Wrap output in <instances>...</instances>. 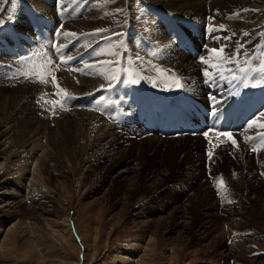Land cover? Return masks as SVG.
Instances as JSON below:
<instances>
[{
  "label": "rangeland",
  "instance_id": "obj_1",
  "mask_svg": "<svg viewBox=\"0 0 264 264\" xmlns=\"http://www.w3.org/2000/svg\"><path fill=\"white\" fill-rule=\"evenodd\" d=\"M27 1L35 4L37 10H41L45 15L47 14L50 19H54L55 12L58 16L61 15L62 18V11H66V20L63 23L64 25L66 23V26L71 24V29H67L64 26L63 30V23L60 24L61 27L57 25L60 27L59 31L62 29V33L58 32L60 33V37L65 36V32L79 35L76 33L77 31H85L84 28L76 26L84 21L83 18L87 16V10L90 9L92 0H72L73 3H70L69 0H55L54 7L49 4L47 5V3L43 5L37 0ZM102 1L108 3L109 0ZM192 1L195 4L204 3L201 4V7H203V5L205 6V4L213 0ZM226 1L229 4V7H226L232 8V11L234 10L235 12L230 13L227 8H222L221 5L224 3V0H218L215 4L216 9L214 8L215 5L211 6V8L218 11V15L221 13L220 18H216L212 15H191L192 12H197L199 8L193 9V11H182L181 13V11L176 10L174 7V9L168 10V8L162 9L158 6H151L149 0H132V4L135 3L134 6L132 5V8L136 10L134 17L136 23L132 34L133 40L128 45L121 42L114 49L112 48L109 51L111 63L105 67L106 74L110 75L107 83H110L117 76H120L121 78L118 84L121 87L124 84L123 82L121 83L124 75L126 77H132L134 73L132 67L127 68L119 64V62L125 61L127 58L125 51L129 50L133 57L141 54L150 63L151 67L144 63L140 66L144 70L151 71L152 79L148 81L149 84L146 87L148 90L147 95L150 99L145 101L143 114L134 118L140 121L139 126L143 127L141 130L144 132L154 127L152 122L159 124L161 122V116L179 115L180 110L189 108H194L197 117L200 116V121L208 125L212 122V116L210 114L220 108L221 116L219 119L222 117L227 118L228 127L231 129L228 132H230L232 138L236 139L234 140L235 144L233 142L231 143L233 151L229 149L220 151V153L215 155L216 161H214L213 167H210L207 163L205 164L204 159V164L199 161L201 158L200 156L197 157V152L200 151L203 154L204 145L202 144V148L199 147L196 138L187 137L179 141V143L177 140H165V138L157 134V131H152V135H149V137H131V135H124L122 133L123 130L128 134H130V129L135 131V134L138 133V130L133 125L130 128V120L127 126L118 127V122L125 123L128 121L122 114V110L125 109L120 110V117L118 115L117 118L115 108L113 110H111L112 108H102L104 106L102 103L107 97L104 96L106 94H101L94 98L95 96L93 94H87L86 92L87 95L84 93L85 97H83V94H75L76 92L73 93V91L65 88L71 87L76 81H84L85 76L81 78V73V77L74 79L66 71L56 69L53 70V75L55 74L59 78H56V81H52L49 78L46 82L57 86L56 84L60 81L62 90L60 89L61 87H58L57 89L59 90L56 89L54 95L59 91L63 92L65 90L64 93L67 91L66 93L69 97L73 96L72 103H69L70 99L65 101L67 106L68 103H77L76 100H78V103L81 101L79 103L80 108L75 110L77 116L73 114L74 111L71 109L68 112V108H66L67 111L65 113H59L56 108L65 109L66 105L62 104L63 107H61L62 105H59L62 102L60 103L58 101L56 104L52 101V99L60 100L58 99L59 96L54 95L52 98L48 96L47 98L44 97L45 100H42V98L38 100L39 105L41 104V100L46 103L45 107L48 108V111L45 114L33 104V106L30 105L27 109H21L19 105L21 101H24L25 98L33 99V97L39 96L40 93L41 97H43L42 92L45 90L40 89V87L42 88L40 85L23 88L26 85H22L21 79H19L21 77L20 75L16 76L11 74L7 81L0 80V122L2 120L4 122L10 120L8 122H10L12 132L16 131L9 141H7L12 144L11 149H15L14 155H18L16 160H27V158L35 156L37 158L39 157L44 169L42 180L39 183L42 193L40 194L41 198H54V202L58 206L60 213L67 214L77 222L79 234L84 241H87V238L89 239L92 236L90 230H96L98 232V239L96 241L98 254L96 259L90 264H115L116 260L113 259L116 251L133 250L132 243L141 235L139 230H132L131 220L134 219L132 216H136L134 214H139V216L144 215L143 219L145 220L153 217L154 219H158L160 215H170L172 211L180 206H184L189 212L191 210V214L190 216L187 215L186 218L188 219H185V222H188V225L190 223L194 237L190 236L187 232H182V238H179L178 235L166 230L167 224L171 222L170 218L160 219L159 226L152 227L153 235L156 238V264H163V254L168 250L176 256L178 264H264V181L261 180V174H264V127H261V125H264V49H262V46H264V19H262V25H260V16L255 18L256 21L251 20V22H247L244 15L253 9L242 10L245 5L244 0ZM69 5L76 7V10L79 12L73 10L74 12L72 11V14L74 13L75 15L67 12L70 11V9L68 10ZM1 8L2 0H0V10ZM104 10H110V7L106 5L104 6ZM221 15H225V17L222 19ZM2 17L3 19L0 21V26H2L0 28L15 21V17L6 13V9ZM140 18L144 21V24ZM177 20H182L185 26L181 25L182 23L180 21L177 23ZM117 21L122 25L115 28L116 32L118 31L116 29L120 28V32H124L131 24L133 26V21H130L126 15H123L122 19ZM150 21L151 23H149ZM235 21L249 23V25H257L256 27L262 28V32H251L250 36H243V34H240V31L233 28L232 22ZM186 22L189 24L201 23L204 25L205 28L200 30L202 34L196 33L193 36H196L198 39L196 42L200 44L202 40L213 33V38L209 39L211 43H208V47L210 50L224 49L222 57L219 60L220 67L212 66L218 63V59L216 54L211 51L210 53H204L200 58L201 60L198 59L200 61L196 64L199 65L196 69L197 72L194 70H190L189 72L185 68L169 67L168 64L172 61L175 53L180 58L183 57L182 54L189 55V53L179 49H168L170 46L174 47L173 45H179L177 44L178 38L183 36V34H179L178 36L180 31L186 33L194 32L193 28L189 27ZM25 23L26 21L23 20V22L16 25V28L21 30L20 28ZM139 23L145 25V27L147 26L146 23H149L148 25L152 24L153 28L146 27L145 31L139 33ZM154 27L156 28L154 29ZM152 29L155 31L152 32ZM115 31L112 29L111 33ZM97 32L99 30L84 33L86 36L85 44L87 43V45L85 47L87 52L82 54L86 58V62L91 57L89 65L94 64L95 66L100 64L105 49L102 45L95 46L93 43L100 40V35ZM22 33L24 36L30 35L29 30L28 32L22 31ZM174 36H178V38L173 39ZM76 37L74 36V39ZM158 37L161 39H158ZM56 38H59V36ZM91 39L92 41H90ZM119 39L126 40L127 35H121ZM184 39L186 40V37ZM71 40L72 38L70 36L66 37L67 43L71 42ZM182 44H184V40ZM82 45L83 42L78 44L74 49H72V45L69 48L72 49L71 51H75ZM90 45L91 48H89ZM201 46L203 45H200L199 48ZM256 48L259 50L256 51ZM99 50L103 53L101 57H99L101 53L99 55L97 54ZM198 50L200 52V49ZM252 53H256V56L260 57L254 63L253 68H257L263 77L259 78V84H254L252 92L245 87L241 90L232 88L231 82L236 76V72L240 68L244 69L252 64L250 62L243 66L246 59ZM56 55H58L57 51ZM59 56L61 57V54ZM228 56L232 58L231 62L223 59V57ZM64 58V60L68 59L70 62L75 61L73 58L69 59L70 57L66 54ZM167 58L168 61H166ZM0 59L7 60L6 58H2L1 54ZM135 59L139 60L141 58ZM192 59L196 60L193 57ZM79 61H81V58L77 60V62ZM173 61L175 62L176 60ZM204 61H208V63ZM87 65L83 64V66ZM128 65H134L136 67L137 73L135 75L138 79L139 87L140 89L142 87L145 88L142 78L146 72L140 69L139 66H136L135 61H128ZM60 66L62 68V64ZM15 71L31 77H35L37 74H44L46 77L51 72L50 69L47 73L45 72L46 70L42 69L43 73L39 68L32 72H27V69H25L24 72V68L21 70V67L18 66H16ZM29 73L33 74L31 75ZM114 73L119 74L113 78ZM205 73L209 75H205ZM67 76V80L69 81L64 80ZM36 77H39V75ZM90 77L95 78L94 76ZM131 81L134 80L132 79ZM126 82L124 87L129 91H121L120 96L138 108L140 106L138 104V97L133 92H130V88L134 83L129 84ZM177 82L179 86H177ZM202 82H204V85ZM33 83H35V80ZM19 86H22V88ZM134 86L139 91V88H136L137 84H134ZM118 88L119 85L115 87L114 91H117ZM243 90H245V93L242 94L241 92ZM107 94L109 95L107 104L109 103L108 105H110L109 97H111L112 92L111 94ZM144 96H146V91ZM91 97L94 99H90L88 105L86 99ZM211 98L215 99L214 103ZM47 99H50L51 103L45 102ZM82 99H84L83 102ZM112 106L114 107L113 103H111ZM125 107L129 109L128 105ZM98 108L99 110H95ZM100 111H103V113H100ZM82 112L86 113V115ZM88 115H97L100 121L103 120L102 125L93 127L90 124ZM122 118L123 120H121ZM116 119V124L111 126ZM254 121L255 123H253ZM238 124L240 125L237 127ZM110 130L115 132L114 136L120 135L122 139L126 140L124 147H127V151L124 153V156H120L118 159L112 158L109 153L102 155L103 151H105L104 146L106 145H110V147L112 146L116 149L123 145L119 139L121 137L112 138L111 140L109 136H106ZM119 130H122V132H119ZM239 137H243L244 147L242 149H238L235 146ZM151 138L154 141L151 142ZM254 140H258L261 143L263 150L261 152L257 151L256 155H250L247 145H250ZM29 141L31 142L28 143ZM234 149H237V151H234ZM243 151L246 153L245 155H242ZM3 158L5 159V157ZM242 163L246 165L244 166V171L241 168ZM126 165L129 168H141L140 171L143 174H149L151 171L157 170V175L161 178L165 177L167 180L165 183H162L161 188L155 193L151 187L136 186L134 177L132 182L127 183L128 187L125 189L119 188L121 182H119L118 186L117 184L109 185L106 180L109 177L117 176ZM251 175L258 178V187L256 189L247 182ZM125 176L132 177L133 175L126 174ZM10 180L11 176L8 177L7 181ZM222 180L228 189L226 193L220 192L218 194L216 192L219 185L217 182ZM259 182L262 185H259ZM243 184L249 187L244 190ZM41 203H44V207L47 205L46 200ZM48 204L47 206L51 205V203ZM203 213L211 214L210 216L215 221L210 222L208 225L207 222L202 220ZM59 216H62V214H59ZM195 217H198V219L193 220ZM38 220L39 218L33 215L18 219L14 233L15 236L12 238L13 245L10 249L8 248L7 253H3L4 256L2 254L4 259L1 264H35L36 259L33 258L34 254L35 256L39 255L40 259L43 258V261L47 256L62 255V253L66 256L65 258H70L71 261L76 262L81 261L84 264V250L79 240L75 241L74 246L61 242L52 234L46 224V220H41V222ZM119 220H121V223H119ZM3 224L5 226L7 225L5 222ZM202 224L208 227L207 233L205 234H201L199 231ZM156 225L153 224V226ZM24 227L27 228L24 229ZM29 227L38 231L35 234L36 237L31 238V235H28ZM25 233L27 234L25 235ZM40 236L41 238H39Z\"/></svg>",
  "mask_w": 264,
  "mask_h": 264
},
{
  "label": "bare ground",
  "instance_id": "obj_2",
  "mask_svg": "<svg viewBox=\"0 0 264 264\" xmlns=\"http://www.w3.org/2000/svg\"><path fill=\"white\" fill-rule=\"evenodd\" d=\"M151 1L149 0V2L151 4H154L158 7H161L162 9L168 8V10H170V9L175 8L176 10L181 11V13H182V11H185V12H186V10H192L193 11V9L199 8V10L197 9L198 10L197 12H194V13L192 12L191 15H198V16L212 15V16H215L216 18H220V14H221V13H219V15H218L217 14L218 11L215 10L216 9L215 4L217 3L218 0H215V1L213 0L214 2L211 1L210 3L205 4V6L203 5V7H201L202 6L201 4H204V3H201V4L196 3L195 4V2L192 0H151ZM91 2H92V4H90V9L87 10L88 11L87 16L86 17H84L85 15L83 16L84 21L80 22L81 24L80 25L77 24V26H76L79 28H84L85 31H77L76 33H78L80 35V34H84L86 32L88 33V31L93 32V31L99 30V32H97V33L100 35V40L93 42V43L95 46L102 45L103 48H105L104 49V56H103V58H101L100 64H98V66L96 65L97 67L94 64H91L89 66L87 65L88 67L82 65V67L79 68V70H80L81 74H83V77L85 76L84 81H81V80L76 81V83L72 84L71 87L69 86V87H65V88L69 89L70 91H73V93L76 92L75 94H83L84 95V93L86 94V92H87V94L91 93V94H93V96L96 97V96H100L101 94H107V93L111 94V92L115 89V87L118 86L117 84L120 81V78H121L120 76H117L114 80L110 81V83H107V80L110 78V75L106 74L105 67L107 65H109L110 61H111L109 58L110 54H108V53H109L110 48L111 49L114 48L120 42L119 35L122 31L120 32V28H119V29H116V30H118L116 32L115 28L120 27L122 24L117 20H119V19L121 20L122 16L126 15L127 18L130 19V21H133V26H134L136 23V20L134 18L136 10H135V8H132L135 4V3L132 4V0H118V1L109 0L108 3H104V1H102V0H92ZM71 3H73V2H71ZM244 4L245 5H244L242 10L253 9V10L248 11V13H246L244 15L245 18L247 19V22H251V20L253 21V20H255V18L257 16H260V20H261L260 25H262L261 24L262 19H264V0H244ZM106 5H108L110 7V10H107V11L104 10V6H106ZM213 5H215L214 6L215 9L211 8V6H213ZM226 6L229 7V4H228V1L224 0V3L221 5V7L227 8ZM221 7H219V8H221ZM40 8H42V7H40ZM45 9H46V7H45ZM227 10L230 13L235 12L234 10L232 11V8H227ZM257 10L259 12L258 14H257ZM160 11H161V9H160ZM173 11H175V10H173ZM194 11H196V10H194ZM187 13H189V12H187ZM222 13H225V12H222ZM188 16H190V15H188ZM221 17L223 19L225 17V15H221ZM86 19H88V20L86 21ZM226 19H227V17H226ZM142 21H140V22H142ZM137 22H139V21H137ZM149 23H151V21ZM149 23H146L147 24L146 27H148V28L152 27V24L148 25ZM143 24H144V21H143ZM143 24H140V28H139L140 32L146 30V29L144 30L142 28V27H145V25H143ZM232 25H233V28H235L237 31H240V34H243V36H250L251 32L256 33L258 31H262V28L256 27L257 25L256 26L255 25H249V23L246 24L244 22L240 23V21L232 22ZM64 26H66V23H65V25L63 23V27H62L63 30H64ZM60 27H61V25H60ZM66 28L71 29V24L69 26H66ZM155 28L156 27H154V29ZM112 29H114L115 32L111 33ZM154 29H152L153 30L152 32L155 31ZM61 31H62V29H61ZM61 31H59V32L62 33ZM114 34H116V35H114ZM255 36H258V35H255ZM59 37H60V35H59ZM158 39H161V38L158 37ZM209 39L210 38H208L207 41H209ZM90 41H92V39ZM185 42H186V40H184V43ZM105 45H106V47H105ZM89 48H91V45L89 46ZM170 48L173 49L172 47H170ZM199 49H200V52L210 53L209 47L201 46V48H199ZM182 56L183 57L180 58V57H178L177 53H175V56L172 57L173 58L172 61H170L168 64L169 67L182 68V69L185 68V69H188L189 72H190V70L196 71V69L199 67V65H196V64H198L201 59L200 60L192 59V57L197 58V55L195 54V52H194V54H189L188 56L185 54H182ZM77 58H79V59L81 58V61H82V58H84V56L82 55V56H79V57H76L73 59L79 60ZM63 59H65V58H63ZM173 60H176V61L174 62ZM129 61L133 62L134 59L132 57H130ZM166 61H168V59ZM161 64H163V63H161ZM39 69L42 71L43 68H39ZM169 69H171V68H169ZM21 70H22V68H21ZM43 70H46L45 72L47 73V71L49 69H43ZM32 71H30V72H32ZM21 72H23V71H21ZM24 72H25V69H24ZM27 72H29V70H27ZM12 74L16 75V76H19V75L21 76V77H19V79H21L20 81H21L22 85L23 84L26 85L23 88H26V87L30 88L32 85H34V86L40 85L43 88V85H41L39 83L33 84V81L34 80L36 81V76H38V75H39V77L41 76V78L45 77L44 74H37L35 77L28 76L27 74L24 75L23 73L20 74L16 71ZM29 74H31V73H29ZM90 76H94L95 78L90 77ZM253 77H256V75H254ZM45 78L49 79L48 77H45ZM67 79H68V76L65 77L64 80L69 81ZM74 79H76V78H74ZM45 81H47V80H45ZM59 82L56 84L57 86L52 85V87H56V88H53L54 90H52V96L54 95V91L58 87H61L60 85H62V84H60ZM203 83L204 82H202V84ZM46 84H48V83H46ZM106 84H108V85H106ZM19 87L22 88V86H19ZM42 88L40 87V89H42ZM60 89L62 90V87ZM144 89H145L144 87L141 88V95H143L142 96L143 97L142 102L145 100V97H146V96H144L145 91H146ZM57 90H59V89H57ZM64 91L65 90H63V92L57 91L58 93L55 92L56 95H54V96H59L58 99H62L63 97H65V93L67 92L66 91L64 93ZM38 93H40V92H38ZM69 93H71V92H69ZM40 94H39V96H40ZM39 96H35V98L33 97V99L25 98L24 101H21L19 103L20 108L21 109H27L30 107V105L33 104V105H35V107H38L37 109L40 110L41 112H43L44 114L47 113L48 108L45 107L46 103H44L43 101H41L40 105L38 103V97ZM80 99H81V97H80ZM83 100L84 99H82V102H83ZM76 101H77V103L69 104V107H68V112L71 109L74 111V112L73 111L72 112L75 115L77 114V112L75 110H78L80 108L79 103L81 102V101H79V103H78V100H76ZM151 101H152V99H151ZM45 102L51 103L50 99H47ZM72 102H70V103H72ZM108 104L102 106V108L103 109H111V108L113 109V106L111 107V103H110V105H108ZM81 106L83 107V105H81ZM61 107H63V105ZM58 108L59 107H57L56 110L59 111V113H65L67 111L64 108H59V109ZM130 109H131V112L133 114H134V112H136L135 109H133V108H129V110L127 112H130ZM81 110H82V108H81ZM100 112L103 113V111H100ZM82 113H84V112H82ZM122 114L125 117V119L128 121L125 123L124 122H118L117 123L118 127L119 126H124V127L127 126L129 123V120H131L129 117H126L127 113L125 110H122ZM84 115H86V113H84ZM92 116H94V117H92ZM72 118H74V117H72ZM88 118L90 119V124L93 125V127H99V125H102L103 120L100 121L97 115H90ZM121 120H123V118ZM8 121H10V120H8ZM8 121L4 122L2 120L0 122V264L3 262V259H4L3 253L4 252L7 253L8 248L10 249L13 245L12 238H13V236H15L14 233H15V228L18 224V219H23L29 215L36 216L37 218H39L38 221H40V222H41V220H44V221L46 220V222H47L46 224L49 227V229L51 230L52 234L61 242L69 243V244H72L74 246L75 241L79 240L81 242V245H82L83 250H84V255H83L84 264L92 263L96 259V256L98 254L97 244H96V241L98 239V232L96 230H94V231L90 230L92 233L91 234L92 236L89 239L87 238V241H84L83 238L79 234L77 222L74 219H72L70 216H68L67 214L60 213L58 206H56V203L54 202L55 199L54 198L51 199V197H47V198L42 197L41 198L40 194H42V193L40 191L41 188H40L39 183L42 180V175H43V170H44L42 167L41 159L39 157L37 158L36 156L32 157L33 156L32 155L31 156L32 158H27V160H23V159L16 160L18 158V155H14L15 149L14 150L11 149L12 144L7 142L12 137L13 133L16 131L12 132L10 122H8ZM129 126L131 128L132 125L129 124ZM129 132H130V134H128L126 131L123 130L122 133L126 136L131 135V137L134 135H136L138 137L142 136L141 134H138V133L135 134V131H133L132 129H130ZM114 135H115V132L110 130V132H108L106 136H109V139L111 138V140H112V138L114 139L116 137H121L119 139L122 141L123 145H121V147L116 149V148H113L112 146L110 147V145L107 146L105 144L106 145V146H104L105 151H103L102 155H107V153H109V154H111L112 158L118 159L120 156H124L125 155L124 153L127 151V149H126L127 147H124V145L126 144V140L122 139V136H120V135L119 136H114ZM153 138H155V137H153ZM184 138H187V137H184ZM184 138H180V139H176V140H177V142H179V141H182ZM196 139H197V142L199 143L198 144L199 147L202 148V144L204 145L203 154L200 153V151L198 149V151H199V152H197L198 156L197 155L196 156L197 157L200 156L201 159L199 161L203 164L205 161V164H206L207 163L206 162V156H205L206 150L204 149V148H206L205 147L206 142L204 140H202L201 138H196ZM152 141H154V140L151 138V142ZM30 142L31 141H29L28 143H30ZM245 154L246 153L243 151L242 155H245ZM3 157H5V159ZM203 159H204V161H203ZM12 160H14V161H12ZM15 163H17V164H15ZM198 164H199V162H198ZM213 166H214V163L213 162L210 163V167H213ZM244 166H246L245 163H242L241 168L243 171L245 170ZM140 170H141V168L140 169H137L136 167H130L129 168V166L126 165V167L123 168V170L117 176H114V177L108 176L109 178L106 180V182L109 183V185L117 184V186L119 185V182H121V186L119 185V188L125 189L128 187L127 183L129 184L130 181L132 182V179L134 177L135 182H136V186H138V187H143V186L151 187L153 189V192L155 193L161 188V186L163 185L162 183H165L167 180L165 177L161 178L159 175H157V170L151 171V173H149V174H143V172H141ZM126 174H131L133 176L127 177V176H125ZM9 176H11V180L7 181ZM261 180H263V179H261ZM247 182H249L250 185L253 186L255 189L258 187V178H255L253 175L250 176V178ZM260 182H259V185H262V183H260ZM245 184H246V182H245ZM245 184L242 185L244 190H246L247 187H249L248 185H245ZM45 200L47 202V205H49L48 203H51V205L50 206L46 205L44 207V203H41V202H44ZM59 214H62V216L58 217ZM190 214H191V210L189 212L186 210V208H184V206H180L176 210L172 211L170 213V215H168V216L160 215V217L158 219H154V217H153L151 219L145 220V219H143L144 215H142V216H139V214H134L136 216L131 215L132 217H134V219L131 220L132 230H134V231L139 230L141 232V235L138 236L134 240V242L132 243L133 244V247H132L133 250H123V251L118 250L114 253V259L113 260H116L115 264H156V253H155L156 238L153 235L152 227L154 228V227L159 226V224H160L159 220L160 219L162 220L164 218H170L171 222L168 223L167 227H166V230L168 232H170V233L172 232L175 235H178L179 238H182L181 237L183 234L182 232H187L190 236L194 237L193 229L190 227V223L188 225V222H185L186 221L185 219H188V218H186L187 215L190 216ZM210 215L211 214H209V213H203V215H202V218H203L202 220L207 222L208 225L210 224V222L215 221V220H213L212 216H210ZM197 219H198V217H195L193 220H197ZM214 219H216V218H214ZM34 220H36V219H34ZM3 222L7 223V225L5 226V224H3ZM11 223H13V224H11ZM119 223H121V220H119ZM153 224H157V225L153 226ZM25 228H27V227H24V229ZM50 230H49V232H50ZM207 230H208V227L204 224H202V226L199 229L201 234L207 233ZM28 232H29L28 235L29 236L31 235V238H33L38 231L36 229L29 227ZM22 233H23V231H22ZM26 234L27 233H25V235ZM39 238H41V236ZM2 254H3V256H2ZM37 254H39V253H37ZM65 257L66 256L62 253V255L57 254L55 256L54 255L47 256L45 258V259H47V261H45V259L42 261L43 258L40 259V256L39 255L35 256V254H34L33 258L36 259V260L34 259L36 261L35 264H82L81 261H77V262L71 261L70 258H65ZM37 258H38V260H37ZM162 261H163V264H178V260H177L176 256L174 254H172V252L170 250L164 252Z\"/></svg>",
  "mask_w": 264,
  "mask_h": 264
},
{
  "label": "snow or ice",
  "instance_id": "obj_3",
  "mask_svg": "<svg viewBox=\"0 0 264 264\" xmlns=\"http://www.w3.org/2000/svg\"><path fill=\"white\" fill-rule=\"evenodd\" d=\"M56 35L59 36L60 34L57 33ZM64 35H65V36H75L76 34H75V33H67V32H65ZM60 47H63V45H61ZM59 50H60V49L58 48L57 51H59ZM210 51L213 52V53H215L216 56H217V59H218V63H217V64H213L212 66H213V67H220L221 64L219 63V60H220V58L222 57V54H223V52H224V49H223V48H221V49H219V50L211 49ZM97 54L99 55L100 53H97ZM69 59H71V58H69ZM223 59H224L225 61H228V62H231V60H232V58H231L230 56H228V57H223ZM204 62H205V63H208V61H204ZM52 63H53V61H52L51 59H47V60H46V63H45L44 65H41L40 67H45V68H46L48 65H51ZM34 70H35V69H34ZM205 75H209V74H208V73H205ZM113 78H115V77H113ZM42 82H47V81H42ZM177 86H179V85H178V82H177ZM67 99H70V97L68 96L67 93H65V100H67ZM253 123H255V121H254ZM250 127H251V125H250ZM261 127H264V125H261ZM223 135H225V136H229V137H230V134H228V133H223ZM249 139H251V138H249ZM233 143L235 144V141H233ZM253 150H255V149H253ZM221 179H222V178H221Z\"/></svg>",
  "mask_w": 264,
  "mask_h": 264
}]
</instances>
